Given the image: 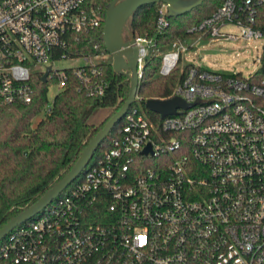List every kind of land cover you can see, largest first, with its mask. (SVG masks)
Masks as SVG:
<instances>
[{"label": "built area", "instance_id": "2783aa9c", "mask_svg": "<svg viewBox=\"0 0 264 264\" xmlns=\"http://www.w3.org/2000/svg\"><path fill=\"white\" fill-rule=\"evenodd\" d=\"M103 21L88 0H0V105L31 102L33 77L47 70L55 94L72 69L77 90L102 95L109 54L71 42ZM169 25L160 3L155 34ZM188 31L198 33L194 43H264V0H224ZM134 38L139 82L147 57L159 55L166 76L187 49L183 40L160 50ZM263 55L247 75L192 63L166 98L193 105L174 114L149 116L137 93L82 179L0 240V264H264Z\"/></svg>", "mask_w": 264, "mask_h": 264}, {"label": "trees", "instance_id": "16d2710c", "mask_svg": "<svg viewBox=\"0 0 264 264\" xmlns=\"http://www.w3.org/2000/svg\"><path fill=\"white\" fill-rule=\"evenodd\" d=\"M110 1L88 0V3L99 8L105 18L106 5ZM223 1L205 0L202 11L198 6L183 15L169 17L170 25L161 34L154 32L160 3L142 5L127 19V29L134 35L153 38L154 46L160 50L168 48L176 40L192 42L198 33L188 30L209 16ZM103 27L104 21L96 30L75 33L71 44L84 54H106L100 38ZM95 45L98 49L94 48ZM160 64L159 55L147 57L138 86L141 108L151 117H155V113L145 107V100L168 97L193 65L180 60L168 75L162 76L158 72ZM103 71L107 86L102 95L88 96L82 90H77V80L72 69H69L66 84L54 95L48 111L45 106L48 103L49 82H43L38 75L32 80L34 95L31 102L0 105V228L63 177L87 141L102 128L126 99L129 91L127 77L115 73L109 59L103 63ZM99 110H109V113L102 121L95 123L91 118ZM124 121L123 116L113 126L94 151L90 165L110 148L111 140L117 135ZM89 166L58 197L71 190L82 179ZM93 206L105 204L98 202Z\"/></svg>", "mask_w": 264, "mask_h": 264}, {"label": "water", "instance_id": "95a60500", "mask_svg": "<svg viewBox=\"0 0 264 264\" xmlns=\"http://www.w3.org/2000/svg\"><path fill=\"white\" fill-rule=\"evenodd\" d=\"M204 1L205 0H111L106 5L104 27L100 38L104 43L107 53L111 56L113 71L118 74H124L129 80L128 95L121 106L107 119L102 128L87 141L74 164L63 177L33 204L15 215L0 228V240L14 227L41 212L77 178L91 160L94 151L108 136L113 126L123 118L132 103H134L139 86L137 73L138 48L135 45L133 32L127 29L126 25L130 15L142 5L165 3L167 6V16L177 17L190 12L192 9L200 6ZM124 31H126V34ZM205 43H207V41L202 40L197 46L193 47V50ZM47 71L42 77L43 82L46 81ZM144 103L148 110L160 114L161 117L176 113L178 108H186L193 105V103H187L178 96L166 99L149 98L146 99ZM150 151L151 148L148 144L142 153L147 154Z\"/></svg>", "mask_w": 264, "mask_h": 264}, {"label": "rangeland", "instance_id": "374dc122", "mask_svg": "<svg viewBox=\"0 0 264 264\" xmlns=\"http://www.w3.org/2000/svg\"><path fill=\"white\" fill-rule=\"evenodd\" d=\"M205 8V4L199 6L200 11ZM235 30V29H233ZM186 51L181 54V60L184 63L190 62L195 65L227 73L228 71H240L244 75L258 68L256 58H259L264 53L263 41L254 43L248 42H233L229 40L208 41L193 50L194 46L199 43L187 42ZM108 59L111 61V56ZM264 59V55H263ZM75 61H63L58 63L59 67L77 64ZM56 87L51 85L48 90V97L51 99L55 94ZM109 110H99L92 118L95 123H99L107 116Z\"/></svg>", "mask_w": 264, "mask_h": 264}]
</instances>
